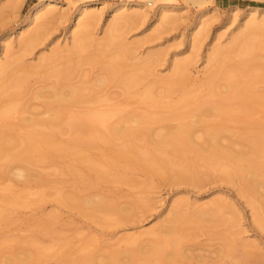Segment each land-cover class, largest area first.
Masks as SVG:
<instances>
[{"label":"bare ground","instance_id":"bare-ground-1","mask_svg":"<svg viewBox=\"0 0 264 264\" xmlns=\"http://www.w3.org/2000/svg\"><path fill=\"white\" fill-rule=\"evenodd\" d=\"M74 1H80V3L69 14L58 7V0H38L24 13L23 18L17 21L15 19L19 12L18 14L13 12L18 11L16 9L20 6H18V1V3L15 2L16 5L13 3L12 10H14L4 20L6 22L14 21L15 25L9 27L2 36L3 56L0 57V168L4 165V160L23 159L26 164L16 166L17 174L41 178L40 172L33 173L30 171V165L41 163L58 151L61 155H69L76 160L87 162L89 171L95 173L99 179L128 182L133 185H139L142 182L133 176H118L112 172L110 166L116 164L125 168L138 166L154 175L172 172L182 181H195L207 170L222 169L227 177L237 175L241 178L240 188L244 194L255 191L262 196L261 200L254 202L253 213L258 224L264 228V120L261 122L263 130H260V134H255L249 129L240 132L221 123L209 122L212 117L220 118L240 112L246 113L249 117L253 116L254 114H251L256 111V113H260V111L264 113V90L258 91L256 89V75H253V72L247 69L248 67L243 66L240 71L244 75L243 86L239 85L240 82L238 83L239 75L237 72L223 73L225 58L232 54L233 50L234 52L237 50L236 54L245 56L244 59L246 60H248L247 56L252 53L254 47L260 48L261 52L264 51V6H250L239 23L238 31L231 34L225 43L219 40L210 50L207 55L206 77L201 79V84L199 82L203 89H207V91L204 90L206 91L205 94L203 93L207 97L202 99L203 90H200V86H195V88H191L192 86L186 88L185 86L187 82L190 83L191 81L192 83L195 80L192 78L190 70L191 66L197 62V49L201 46L200 43H202V37L207 28L205 18L208 11L207 7H202L199 10L197 18L189 28V44L197 54L192 51L188 55L174 57L170 72L165 76H160L156 74L154 69L161 52H147L145 56L143 54L142 57H139L141 55L138 53L137 56V51L134 52L138 45L133 44L134 40L128 42V39L119 32L121 28L124 29L125 24L144 21L146 10L141 9L144 5H153L156 1H158L157 6L153 8V15L151 19L147 20L146 28L157 31L159 27L161 28L166 24L171 25L176 21L177 13L181 10L179 5L168 3L165 0L117 1L111 8V22L110 24L107 22L109 26H106V30L103 29L105 35L98 41L100 38L95 37V32L93 35L92 28L94 29L95 23L102 19L104 7H96L97 2H92V0ZM64 18H67L69 22L65 33V39L67 36L65 43L62 44L56 40L48 53L44 52L39 56V62L31 64L28 62L29 64H27L25 57L46 38L50 32L49 29H51L49 25ZM122 30L121 32H123ZM91 41L92 43L93 41L101 42V45L105 47L115 42L120 48L111 54L112 60L106 61L107 68H105L108 71L105 75L96 77V84L98 81L101 87V85L104 86L111 81H119L123 84V92L127 94V105L132 102L149 105L157 101H166V112H164L165 110L158 112L152 109L153 111L150 112L147 110L149 113L145 111L130 114L126 105L110 104L108 106L109 104H107L104 105V108L102 106L95 109L85 106L77 114H72L73 111L68 108L69 106L92 101L99 96V88H96L99 86L94 83L95 86L81 84V82L80 84L69 83V79L78 69L72 65L73 58L71 56L83 52L89 47L88 43ZM104 46L98 47L101 49L98 53H93L95 56L90 54L95 62L97 61L96 58L102 57L101 51H104ZM133 53H136L137 59L125 62L124 58L130 57ZM80 55L83 57V54ZM262 57L261 66L264 67V54ZM100 59L98 60L100 61ZM78 60L81 61V59ZM76 61L77 58L75 63ZM34 72H43L45 75L50 74L57 77L55 83L48 85L49 87L45 85L46 89L42 86L35 91L37 97L44 99L45 110L43 112L32 110L34 106L31 105L33 104L23 101L28 77ZM86 73L84 74L87 75L88 73ZM221 74L222 76L224 74V81H226L221 84L222 87L226 88L225 91L217 88L219 85L218 78ZM149 76L151 78L146 82L145 80ZM84 77H82V81ZM194 82L193 84L196 83ZM85 83H89V81H85ZM141 83L143 84L142 87L132 91L135 86ZM158 84L163 86L162 94L161 92L157 93ZM173 94L178 95L177 103L180 102L179 104L174 103V101L171 102ZM233 102L237 103V106L235 108L229 107V104ZM27 112L30 114H25ZM41 113L47 114L41 116ZM261 113L260 115L264 116ZM16 117L18 120H15ZM66 118H71L68 121L71 136L69 142L61 143L57 140V130H62L65 127ZM164 119H170L164 125L166 132L158 131L156 122ZM24 126L30 127L20 134L15 132L18 127ZM156 135H160L161 138H156ZM114 137L121 138L122 142L115 143ZM97 139L105 144L99 151V157L87 152L85 148L74 146L80 144L88 148L95 145ZM135 139L152 143L155 149L148 151L144 145L135 143L133 141ZM188 152L194 155L186 154ZM38 153L40 157L37 156ZM70 166L71 171L76 174V179H79V174ZM87 180L92 181L91 178ZM146 184L141 185H146L147 188L148 183ZM0 199L18 206L34 202L30 193L20 191L4 192L2 190L0 191ZM57 199L60 203L82 209L88 218L90 217L98 223L107 222L106 224H109L110 220L107 219L111 218V215L117 219L128 218L131 217L129 213L134 211L132 202L124 206L118 204L114 198L102 193L78 194L72 191H61ZM220 199L216 198L211 202L202 203L203 206L194 202L195 206L198 204L200 207L196 206L197 208L192 212L190 211L191 213L186 217L183 215V208L180 206L182 202L176 200L177 203L171 206L172 208L169 210L170 214L163 218L156 228L127 235L128 244L122 250L117 248L115 250L110 249L109 252L98 251L100 247L93 238L94 240L90 239L76 252V256L72 260L76 262L86 260L82 264H117L114 263V258H117V262L121 261L120 264H165L167 262L165 259L169 258L168 261H172L170 264H174L173 261L177 257L187 255L182 244L184 237L189 235L186 228H189L190 223L218 221L221 215L224 216L223 207L227 208L229 205L227 206V201L224 200V202ZM184 201L182 206L192 203L188 202L190 200ZM138 204L140 205V203ZM191 208L194 209L195 207ZM233 213L236 214L235 210ZM234 217L235 215L233 216L235 220ZM8 218L9 213L0 208V224ZM227 221H229L228 218ZM232 231L228 233L229 235L226 234L227 237L225 238L231 247L235 248L237 244L243 245L242 257L244 258L246 255L254 253L252 242L239 238V232L242 230L238 229L239 232L236 231L237 233L234 231L232 233ZM142 240L147 242L142 245ZM137 242L139 246H132ZM224 246L221 247L222 254H229L230 250ZM18 249L20 251L15 248L1 253L0 264H34L36 259L43 254L41 247L37 244ZM122 252L128 255L127 260H123L121 257L122 254L120 253Z\"/></svg>","mask_w":264,"mask_h":264},{"label":"rangeland","instance_id":"rangeland-1","mask_svg":"<svg viewBox=\"0 0 264 264\" xmlns=\"http://www.w3.org/2000/svg\"><path fill=\"white\" fill-rule=\"evenodd\" d=\"M36 1L38 0H0V57L3 56V33L9 27L15 25L14 21H4L5 18L7 19L14 10H12L13 3L17 2L18 6L20 5L16 8L18 11L13 12L14 14H18L19 12L15 19L18 21L23 18L24 13H26L31 5ZM58 1V7L65 10L69 14L73 12V10L80 3V1L74 0ZM117 1L122 0H92V2H97L95 5L96 7H104L102 19L100 22H97L98 24L95 23L96 26L94 29L92 28L93 35L95 32V37L100 38L98 41H100L105 35L104 30L107 29L109 26L108 23L110 24L111 22L110 18L112 16V5ZM165 1L168 3H174L181 7V10L177 13V19L173 24H166L161 28L159 27V30L157 31H152L146 28L147 20L151 19V16L153 15V8L157 6L158 1H156L153 5H144L143 9H141L146 10V12H144L146 18L144 21L125 24L124 29L122 30L121 28L123 32L120 30L119 33L127 38L128 42H130V40L135 41H133V44L138 45V48H136L137 50H134V52L137 51V56L138 53L141 55L139 57H142L143 54L145 56L147 52L150 53L160 51L162 54L160 53L161 55L159 54L158 56L161 59L158 57L159 63L157 62L158 65L155 64L156 68L154 70L156 74L165 76L170 72L174 57L188 55L195 50L191 48L189 44V28L191 27L193 21L197 18L199 10L202 7H207L208 11L205 15L207 28L206 31H204L202 43H200L201 46L197 49L198 54L194 51L197 54V62L191 66L190 70L192 78H195L196 81L193 80L192 83L190 81L191 84L187 82V85L185 86L186 88L191 86V88L200 86L202 81L201 79L206 77L208 53L219 40L225 43L230 38L231 34L238 31L239 23L246 10L252 5L264 6V0ZM14 5H16V3ZM68 25L69 22L67 18L57 20L56 23L50 24L49 27L51 29H49V35L47 34L46 38H44L43 41L25 57L27 64L39 62V56L42 55V53L44 54V52L48 53L51 48H53L56 40L62 44L65 43V40L67 39V36L65 39V33ZM97 42L93 41L92 43L91 41V43H88L89 47L83 50V52L81 51L82 53L80 52V54H83V57H81L79 53H77L76 56L75 54L71 56V58H73L71 62L72 65L78 69H76L77 75L75 72V74L71 76V79H69V83L80 84L81 82V84L83 83L85 85L95 84L99 86L96 87L97 89L99 88V96L97 99L81 102L68 107L73 111L72 114H77V112L82 110V108H85V106L95 109L99 107L101 108L102 106L104 108V105L107 104H109L108 106H110V104H119L121 106L126 105L130 114L145 111L146 113H149L153 110L163 112L167 109L165 107L167 103L166 101H157L154 104L149 105L132 102V105H127V94L123 92V84L119 81H111L104 86L101 85V87L98 81V84H96V77L101 75L103 76V74L105 75L108 71L106 69V61L109 59L112 60L111 54L114 53L116 49H120L117 47L118 44L115 42L109 44L108 46L106 45V47L101 45V42ZM100 46L101 48L104 46L105 49L104 51H101L102 57H94L97 59L95 62V59L90 56H95L93 53H98L99 49H101L98 48ZM234 49H236V47H234ZM235 52L233 50L232 54L225 58L226 61L223 73H232L233 71L237 72L239 75L238 83L240 82L241 84L239 85L241 86L242 83H244L243 72H240L241 68H243V66L246 68L248 67L247 69H250V72H253V75H256V89H258V91L264 90V67L261 66L264 51L262 50L261 52L260 48L254 47L252 53L247 56L248 60L244 59L246 58L245 56L236 54ZM135 54L133 53L128 58L125 57L124 61H135V58L137 59ZM76 58L78 62L76 61L75 63ZM85 58H87V60H85ZM89 58L91 59L89 60ZM78 59H81V61ZM98 59H100V61ZM258 75L260 77H257ZM220 76H222V74ZM220 76L218 78V83L221 88L218 84L217 88L218 90L223 89L225 91L226 88L221 86L223 82H226L224 81V74L222 77ZM82 77H84L83 81ZM149 78H151V76H149L145 81L148 82ZM56 81L57 77L54 75H45L43 72L31 73L28 77L27 85L24 88L25 92L23 101L33 104L31 105L32 107L34 106L32 110L43 112L45 110V106L43 104L44 99L37 97L35 95V91L42 86L46 89ZM85 81H89V83H85ZM193 82L195 84H193ZM160 85L158 84V87L156 86L158 88L157 93H160L161 91L163 92V86L162 84ZM142 86V83L138 84L132 91H136L137 88ZM200 90H203L201 95H203V93L205 94L207 91L206 88L203 89V86H200ZM206 97L207 96L203 95L202 99H206ZM177 99L178 95L173 94L171 102L174 101V103H177ZM181 104L183 103L181 102ZM236 106L237 103L235 102L229 104V107L235 108ZM261 107H263V105H261ZM164 112H166V110ZM256 112L252 113L251 115H254L251 117L244 112L226 115L225 117L220 118L212 117V120H209V122L221 123L240 132L247 131V129H249L255 134H260V130H263L261 122L264 120V116L260 115L261 111L260 113ZM25 114L29 115L30 112ZM46 114L47 113H41V116H46ZM261 114L264 113L262 112ZM18 117H16L15 120H18ZM66 119V123L64 124L65 127L62 130H57V140L61 143H67L70 141L71 134L68 129V121L71 120V118ZM168 121H170V119H164L156 122L157 130L166 132V127L164 125ZM29 127L30 126L18 127L15 132L20 134ZM156 138H161V136L156 135ZM113 140L114 142L116 141L115 143L122 142V139L118 137H114ZM133 141L144 145V148L148 151L155 149L154 144L145 143L142 139H135ZM104 145L103 141L97 139L95 145L88 148L80 144L74 146L76 148H85L87 152L99 157V151L101 147H104ZM186 154L191 156L194 155L191 152ZM37 156L40 157V154L38 153ZM3 163L4 165L0 168V191L28 192L34 202L18 206L0 199V208L9 213V218L0 224V254L15 248L20 251L18 248L32 247L33 244H37L41 247L43 254L36 259L34 264H82L86 260L76 262L72 259L76 256V252H78L83 245L86 244V242L90 241V239L95 238L98 243L96 244L100 247L98 248V251L101 250V252H109L110 249L115 250L117 248L122 250L128 244V241H126L127 235L156 228L160 222H162L163 218L170 214L169 210L172 208L171 206L177 203L176 200H180V202H182L180 206L183 208L182 213H184L183 215L186 217L197 207L203 206L205 202L207 203L211 202L213 199L221 198L222 201H227V206L229 205V207L226 206L227 208L223 207V211H225L223 212L224 216L221 215V218L218 221L190 223V226H188L189 228H186V230L188 229L189 231V235L184 237L182 244L185 251H187L188 256L183 255L181 257H177L178 260L177 258L176 260L178 263L175 262V260L173 261L174 264H264V228L258 224L253 213L255 208L254 202L261 200L262 196L258 195L255 191L245 192L247 195L244 194L240 188L241 178L237 175L227 177L225 171L222 169L207 170L200 176L199 179H196L195 181H182L172 172L154 175L142 170L138 166L129 168H125L122 165L117 164L110 166L112 172L118 176H133L141 181V184L148 183V187L146 188L147 184L143 185L145 186L143 187L141 184L133 185L128 182H116L112 180L99 179L95 173L89 171L87 162L76 160L69 155H61L58 151L57 153L54 152L52 155L47 157L43 162L30 165V171L33 173L40 172L42 175L41 178L38 176L17 174L16 166L26 164V161L23 159L13 161L4 160ZM69 165H71L70 167H72V169L79 174V179H76V174L71 171ZM88 178H91L92 181H88ZM61 191H72L78 194L86 192L106 194L109 197L114 198L118 204H123L124 206H127L130 202H132L134 205V211L132 210L129 213L131 214V217L128 218L117 219L111 215L110 217L113 219L108 218L107 220H110V223L113 224H110L109 221V224H106L107 222L98 223L92 218H88L82 209L67 204L65 205L62 202L60 203L57 196ZM183 200H190L188 202H192L193 204L191 203L192 205H189L186 202L188 205H184L187 207L182 206L183 203H185ZM194 202H197L200 206L196 204V207ZM138 203H140V205ZM136 204H138L139 207ZM191 207L195 208L193 209ZM234 210L236 214L233 213ZM234 215L235 220L233 219ZM227 218L229 221H227ZM236 229H241L242 231L239 232ZM232 230H236L240 233V239L247 241L250 240L252 242L254 253L246 255L248 258L242 257L244 251L243 245L237 244L234 248L226 241V234L231 233L230 231ZM236 231H234V233H237ZM143 241L144 240L141 242L142 245H144L148 240L145 242ZM141 243L139 241V245ZM139 245L138 242L135 243V245L132 244V246ZM223 246L230 250V253L232 252V254H222L223 252L221 251V247ZM95 250L97 251V249ZM120 254H122L121 257L123 260H127L128 255L123 252ZM137 255L140 256V254ZM114 259V263L120 264V260L117 262L118 259ZM168 260L170 259H165V261H167L165 264H170L172 262Z\"/></svg>","mask_w":264,"mask_h":264}]
</instances>
